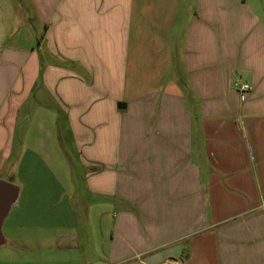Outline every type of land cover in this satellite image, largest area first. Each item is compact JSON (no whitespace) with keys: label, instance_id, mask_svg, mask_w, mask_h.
I'll use <instances>...</instances> for the list:
<instances>
[{"label":"crops","instance_id":"0c3cea01","mask_svg":"<svg viewBox=\"0 0 264 264\" xmlns=\"http://www.w3.org/2000/svg\"><path fill=\"white\" fill-rule=\"evenodd\" d=\"M31 3L0 0V178L25 156L20 108L60 109L97 198L74 264H264V0ZM16 187L0 264H39L42 217L7 223Z\"/></svg>","mask_w":264,"mask_h":264},{"label":"rangeland","instance_id":"374dc122","mask_svg":"<svg viewBox=\"0 0 264 264\" xmlns=\"http://www.w3.org/2000/svg\"><path fill=\"white\" fill-rule=\"evenodd\" d=\"M9 3L12 9L23 8L27 13L32 11L31 0H9ZM26 26L32 28V21ZM25 32L30 33L28 29L25 31L22 28L14 31L17 33L16 38H21ZM45 110L44 107L40 110L34 106L33 96L20 108L15 124V139L19 135L24 136L21 138L25 140V156L22 155L19 159L20 165L16 158L14 167L10 160V171L7 169L4 170L6 173H1L6 180L0 178L19 186L22 191L20 200L12 206L7 223L16 213L22 211L29 214L36 213L37 216L42 217L41 222H36L35 227L25 228L30 234L37 237L41 235L36 245L42 246L40 253L34 255L35 261L39 264H74L78 260L68 253L75 245L71 243L75 239H72L70 232L76 228L84 230L82 234L84 238H79L78 241L80 252H83V248H90L93 245L95 239L92 232L97 217L96 205L93 204H97V198L96 195L89 193L85 186L81 150L75 138L67 130V126L62 124L63 112L58 109L55 126L52 122L53 118H49V111ZM49 136L51 138L45 144L50 146L49 141H52L55 149H46L47 146L38 147L39 139H47L45 137ZM26 200L29 201L28 204ZM87 202L90 205H86ZM107 209L110 207L107 206ZM109 215L107 213V219L108 217L111 219ZM109 229L106 228L107 239ZM55 231L61 235L57 239H50L52 232ZM61 231H64V234Z\"/></svg>","mask_w":264,"mask_h":264},{"label":"water","instance_id":"95a60500","mask_svg":"<svg viewBox=\"0 0 264 264\" xmlns=\"http://www.w3.org/2000/svg\"><path fill=\"white\" fill-rule=\"evenodd\" d=\"M18 188L6 181L0 180V244L3 242L1 226L11 205L17 200Z\"/></svg>","mask_w":264,"mask_h":264},{"label":"built area","instance_id":"2783aa9c","mask_svg":"<svg viewBox=\"0 0 264 264\" xmlns=\"http://www.w3.org/2000/svg\"><path fill=\"white\" fill-rule=\"evenodd\" d=\"M233 87L238 89L240 92H244V91H249L250 90V86L247 83L234 82Z\"/></svg>","mask_w":264,"mask_h":264}]
</instances>
